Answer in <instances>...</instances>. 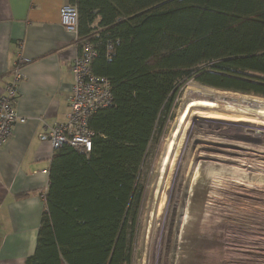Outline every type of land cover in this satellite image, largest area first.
Segmentation results:
<instances>
[{
	"label": "trees",
	"instance_id": "16d2710c",
	"mask_svg": "<svg viewBox=\"0 0 264 264\" xmlns=\"http://www.w3.org/2000/svg\"><path fill=\"white\" fill-rule=\"evenodd\" d=\"M67 2L78 8L79 50L96 45L91 69L111 80L114 103L89 120L91 153L54 152L25 264H132L138 177L181 82L264 98V0Z\"/></svg>",
	"mask_w": 264,
	"mask_h": 264
},
{
	"label": "rangeland",
	"instance_id": "374dc122",
	"mask_svg": "<svg viewBox=\"0 0 264 264\" xmlns=\"http://www.w3.org/2000/svg\"><path fill=\"white\" fill-rule=\"evenodd\" d=\"M201 97L246 121L205 118L211 111L196 108L174 135L189 102ZM258 104L264 108L263 97L194 78L181 82L138 177L132 264H264V117L255 116Z\"/></svg>",
	"mask_w": 264,
	"mask_h": 264
},
{
	"label": "crops",
	"instance_id": "0c3cea01",
	"mask_svg": "<svg viewBox=\"0 0 264 264\" xmlns=\"http://www.w3.org/2000/svg\"><path fill=\"white\" fill-rule=\"evenodd\" d=\"M67 0H0V94L21 61L16 112L25 118L0 150V264L36 250L54 155L46 133L64 124L80 44L60 22Z\"/></svg>",
	"mask_w": 264,
	"mask_h": 264
},
{
	"label": "built area",
	"instance_id": "2783aa9c",
	"mask_svg": "<svg viewBox=\"0 0 264 264\" xmlns=\"http://www.w3.org/2000/svg\"><path fill=\"white\" fill-rule=\"evenodd\" d=\"M60 22L78 40V8L69 3L64 4L60 9ZM112 47V43H109L108 49ZM97 55L94 43L83 42L71 64L74 82L66 122L49 128L46 133L54 152L64 146H72L83 153H91L95 134L89 128V120L95 113L113 106L111 80L94 74L91 69ZM107 57L110 58V54ZM22 67L19 61L13 68V81L0 94V150L13 135L15 124L26 121L16 112L18 85L23 80Z\"/></svg>",
	"mask_w": 264,
	"mask_h": 264
},
{
	"label": "bare ground",
	"instance_id": "6f19581e",
	"mask_svg": "<svg viewBox=\"0 0 264 264\" xmlns=\"http://www.w3.org/2000/svg\"><path fill=\"white\" fill-rule=\"evenodd\" d=\"M210 97V96H208ZM225 99V98H224ZM215 100V99H214ZM223 100V99H222ZM228 100V99H227ZM229 101V100H228ZM231 105H234V103H236V100H234L233 102L229 101ZM241 102V101H240ZM239 102V103H240ZM229 104V105H230ZM242 104V103H241ZM257 104V103H256ZM230 105V106H231ZM245 105V104H244ZM235 106V105H234ZM252 106V105H251ZM250 106V107H251ZM258 108L256 109V114L255 116L256 117H259V118H263L264 117V108L261 107V104H258L257 105ZM256 106V107H257ZM255 107V106H254ZM196 108H199V109H204V110H209L211 111L210 113H205V118H209V119H217V120H231V121H236V120H239V121H246L245 117H242V115L240 116H234L233 115H227L226 113H223L222 111H218L216 110L217 109V104L214 103L213 99H206L205 97H201V98H197V99H193L191 100V102H189V105L187 108H185V112L183 114V116H181L180 120H179V123H178V126L179 129L176 131V134H178V132L182 129V126L184 125L185 121L187 120V115L191 112V110H195ZM215 110V111H214ZM230 111V110H229ZM234 116V117H233ZM253 117V116H252ZM248 119V118H247ZM250 120V119H249ZM252 120V119H251ZM250 122V121H249ZM181 132V131H180ZM202 233V232H201Z\"/></svg>",
	"mask_w": 264,
	"mask_h": 264
}]
</instances>
